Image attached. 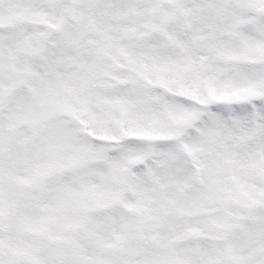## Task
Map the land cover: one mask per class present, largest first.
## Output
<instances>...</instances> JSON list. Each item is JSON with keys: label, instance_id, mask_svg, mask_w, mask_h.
Here are the masks:
<instances>
[{"label": "snow or ice", "instance_id": "obj_1", "mask_svg": "<svg viewBox=\"0 0 264 264\" xmlns=\"http://www.w3.org/2000/svg\"><path fill=\"white\" fill-rule=\"evenodd\" d=\"M0 264H264V0H0Z\"/></svg>", "mask_w": 264, "mask_h": 264}]
</instances>
